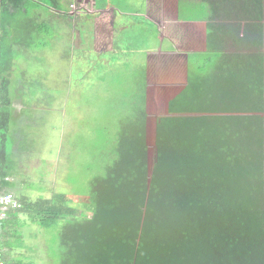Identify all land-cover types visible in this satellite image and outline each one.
<instances>
[{
	"label": "trees",
	"instance_id": "obj_1",
	"mask_svg": "<svg viewBox=\"0 0 264 264\" xmlns=\"http://www.w3.org/2000/svg\"><path fill=\"white\" fill-rule=\"evenodd\" d=\"M59 5L0 1V194L19 203L1 221V263H32L14 251L33 223L51 264H264V123L250 135L236 118L233 73L199 38L164 68L126 66L128 98L97 132L96 168L86 167L77 206H56L61 194H15L14 154L28 149L27 118L15 115L17 52L42 49L49 6Z\"/></svg>",
	"mask_w": 264,
	"mask_h": 264
},
{
	"label": "rangeland",
	"instance_id": "obj_2",
	"mask_svg": "<svg viewBox=\"0 0 264 264\" xmlns=\"http://www.w3.org/2000/svg\"><path fill=\"white\" fill-rule=\"evenodd\" d=\"M94 1L102 9L84 0H59L58 10L49 6L42 49L17 52L15 115L21 114L20 122L27 118L22 144L28 147L14 154L17 196L61 194L56 206H77L76 192L86 191L92 172L86 167L96 168L97 132L110 128L107 121L128 98L126 66L164 68L196 38L202 48L219 51L233 73L229 95L236 118L250 135L263 128L264 0ZM22 236L15 256L52 263L42 229L27 223Z\"/></svg>",
	"mask_w": 264,
	"mask_h": 264
},
{
	"label": "built area",
	"instance_id": "obj_3",
	"mask_svg": "<svg viewBox=\"0 0 264 264\" xmlns=\"http://www.w3.org/2000/svg\"><path fill=\"white\" fill-rule=\"evenodd\" d=\"M18 207H19V203L12 196V194L10 193L0 194V226H1V221L6 217V212L9 209H14ZM0 264H2L1 259H0Z\"/></svg>",
	"mask_w": 264,
	"mask_h": 264
},
{
	"label": "crops",
	"instance_id": "obj_4",
	"mask_svg": "<svg viewBox=\"0 0 264 264\" xmlns=\"http://www.w3.org/2000/svg\"><path fill=\"white\" fill-rule=\"evenodd\" d=\"M84 2L86 3V5H89L91 9H93L92 5H91V2H92L93 6H94V9L98 11V9L95 6V1L94 0H84ZM87 2H89V3H87ZM90 13H92V11Z\"/></svg>",
	"mask_w": 264,
	"mask_h": 264
},
{
	"label": "water",
	"instance_id": "obj_5",
	"mask_svg": "<svg viewBox=\"0 0 264 264\" xmlns=\"http://www.w3.org/2000/svg\"><path fill=\"white\" fill-rule=\"evenodd\" d=\"M1 1V0H0Z\"/></svg>",
	"mask_w": 264,
	"mask_h": 264
}]
</instances>
